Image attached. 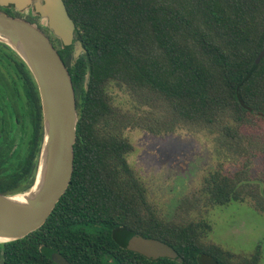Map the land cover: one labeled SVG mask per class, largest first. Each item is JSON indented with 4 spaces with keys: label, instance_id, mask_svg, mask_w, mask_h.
Here are the masks:
<instances>
[{
    "label": "trees",
    "instance_id": "16d2710c",
    "mask_svg": "<svg viewBox=\"0 0 264 264\" xmlns=\"http://www.w3.org/2000/svg\"><path fill=\"white\" fill-rule=\"evenodd\" d=\"M63 2L74 23L73 40L85 49L74 57L73 44L50 39L59 46L75 94L71 178L38 229L0 243V260L56 264L52 256L58 253L70 264H259L258 250L236 258L202 242L210 229L205 222L158 217L127 162L132 147L121 132L137 121L153 133L183 122L209 130L230 157L254 150L241 128L264 117V0ZM0 11L21 16L12 5ZM25 18L49 32L39 15ZM0 65V193L14 194L34 182L41 105L25 63L1 42ZM111 84L124 87L138 105L164 103L175 121L155 127L135 112L121 113L111 103ZM16 127L17 139L11 132ZM256 148L264 154V143ZM250 183L242 172L213 170L194 196L212 206L249 196L264 214V196ZM133 234L167 244L177 257L147 258L126 249Z\"/></svg>",
    "mask_w": 264,
    "mask_h": 264
},
{
    "label": "rangeland",
    "instance_id": "374dc122",
    "mask_svg": "<svg viewBox=\"0 0 264 264\" xmlns=\"http://www.w3.org/2000/svg\"><path fill=\"white\" fill-rule=\"evenodd\" d=\"M29 14L31 8L20 12L22 17ZM108 91L112 105L121 113L135 112L155 127L175 121L164 103L138 105L124 87L115 84ZM137 123L139 126L127 124L121 132L132 147L126 159L145 187L146 199L158 217L174 224L205 222L210 229L203 233L202 242L218 245L236 258L249 257L258 250L259 264H264V214L254 208L251 197L212 206L194 196L204 177L213 170L227 175L242 172L251 187H257L264 196V154L256 148L264 143V117L241 128L249 137L245 145L255 149L234 157L227 155L218 138L207 129L177 122L170 131L153 133L141 126L143 122ZM11 132L16 139L21 135L18 127Z\"/></svg>",
    "mask_w": 264,
    "mask_h": 264
},
{
    "label": "water",
    "instance_id": "95a60500",
    "mask_svg": "<svg viewBox=\"0 0 264 264\" xmlns=\"http://www.w3.org/2000/svg\"><path fill=\"white\" fill-rule=\"evenodd\" d=\"M8 5L18 13L31 8L32 14L42 20L41 25L63 46L73 44L74 57L85 51L80 40H73L74 23L63 0H0V7ZM0 42L14 51L31 73L42 116L33 185L24 192L0 193L1 243L38 229L66 190L73 169L77 111L70 74L46 31L25 17L0 11ZM263 55L264 47L259 57ZM125 247L147 258L177 257L167 244L137 234L126 238ZM52 260L56 264H70L58 253L53 254Z\"/></svg>",
    "mask_w": 264,
    "mask_h": 264
},
{
    "label": "bare ground",
    "instance_id": "6f19581e",
    "mask_svg": "<svg viewBox=\"0 0 264 264\" xmlns=\"http://www.w3.org/2000/svg\"><path fill=\"white\" fill-rule=\"evenodd\" d=\"M23 196L18 197L19 199H22Z\"/></svg>",
    "mask_w": 264,
    "mask_h": 264
}]
</instances>
